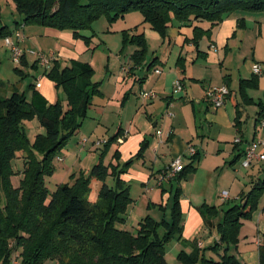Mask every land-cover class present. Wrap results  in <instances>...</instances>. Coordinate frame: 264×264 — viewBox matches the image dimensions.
Listing matches in <instances>:
<instances>
[{"label": "crops", "instance_id": "crops-1", "mask_svg": "<svg viewBox=\"0 0 264 264\" xmlns=\"http://www.w3.org/2000/svg\"><path fill=\"white\" fill-rule=\"evenodd\" d=\"M20 19L21 17L18 18ZM196 26L203 31L198 47L192 42ZM10 29L14 31V24ZM121 29L131 31L132 34L135 32ZM108 34L119 35V32H111L108 29ZM139 34H144L147 40L144 62H133L131 67H127L126 62L120 63L121 72L119 69L111 72L108 65L107 83L103 78L95 81L99 84L100 93L93 96L81 128L61 152L62 160L58 161L60 163L56 162L61 166L58 172L62 173L63 181L68 180L61 184L72 183L71 177L79 176L81 172L89 174L99 162L95 160L98 149L94 147L93 142H108L115 136L117 138L110 146L104 164L116 165L122 169L131 162L121 174V180L130 185V194L134 181L139 182L146 191L144 193L147 202L144 203L139 217L137 216L138 223L146 216H151L157 221H170L174 194L178 189L183 231L182 240L178 239L175 243L177 253L183 250L190 252L189 244L195 241L202 243V248L206 250L219 241L214 225L220 222L222 213L210 219L211 225L208 226L201 214L202 207H218L224 212L239 204L242 195L247 194L258 180L264 179V144L258 148L259 159L247 169L242 166L244 153L250 143L258 139L264 143V134L258 133L259 123L256 122L260 104L264 105V12L237 10L229 13L215 26L206 21L183 24L173 20L164 37L144 24ZM25 36L27 49L54 52L62 66L79 61L96 68L94 60L89 61L81 51L74 48L78 41L69 30L60 31L29 25L25 28ZM33 39H36L37 43L43 39H51L52 44L39 45ZM2 42L4 43V39ZM150 42L158 43L161 47L167 46L170 57L165 59L154 53L148 59ZM109 44L108 41L107 47L111 52L112 44ZM5 49L10 57L6 46ZM153 60L156 62L150 66ZM21 64V68L25 69L22 70L23 76L36 75L31 76L34 80L28 83V86L33 84L34 91L48 104H54L58 98H65L59 94L61 90L58 91L54 83L43 75L44 69L37 64L34 57L25 56ZM255 64L262 67L261 75L254 74ZM157 69L161 70V74L155 73ZM95 76L96 71L93 79ZM254 76L257 77L256 86L245 90V96L250 103H244L240 81L251 80ZM176 81H181L183 85V91L178 95L173 93ZM38 83H41L40 88H37ZM223 85L229 87L230 95L223 107L215 108L208 101L206 92L212 87ZM28 86L24 84L20 89L19 86L13 85L9 87V92L18 90L31 96L32 91L28 90ZM144 90L154 92L157 97L151 102L143 101L140 94ZM239 106L242 111L241 134L235 126ZM168 113L172 116H168ZM34 121L25 124L28 123L29 128L30 124H35L36 130L39 131L37 133H42L39 122ZM247 122L249 126L246 129ZM159 131L162 132L161 136L157 134ZM107 133L112 136L100 139ZM84 139H88L89 144L81 145ZM237 139H241V143L237 144ZM72 140L75 143H72ZM144 146V152L139 157ZM189 146H194L199 154L196 170L181 181L165 180L159 185L160 175L168 169L174 159L182 158L185 166L192 162L187 155ZM99 150L101 153L102 149ZM17 155L19 158L25 157L23 152ZM109 178L112 179L109 185L113 186L114 178ZM225 191L228 192L229 199L222 201L220 196ZM153 211L158 213L153 214ZM246 222H250L249 225L245 226ZM263 234L264 192L251 220L245 221L240 230L239 241L249 237L248 242L252 245L241 242L238 247L240 258L235 257L247 264H259ZM182 245L184 247H181ZM167 256L166 250V259ZM45 264L57 262L48 261Z\"/></svg>", "mask_w": 264, "mask_h": 264}, {"label": "trees", "instance_id": "trees-1", "mask_svg": "<svg viewBox=\"0 0 264 264\" xmlns=\"http://www.w3.org/2000/svg\"><path fill=\"white\" fill-rule=\"evenodd\" d=\"M21 19L14 22L15 28L37 25L60 31L69 30L74 39L84 40L89 45L90 37L83 31L105 17L110 23L137 12L142 14L143 24L164 37L173 20L183 24L208 22L219 24L229 13L240 11L264 12V0H13ZM0 38L12 34L10 27L2 25ZM202 28L194 30L195 47L202 37ZM124 43L132 42L137 50L131 59L142 63L147 53L144 34L123 32ZM23 61L22 63L24 62ZM156 61L153 60L152 66ZM23 75V71L16 69ZM94 69L86 63L72 61L62 66L54 61L45 76L62 90L64 99L54 104L48 102L30 84L26 92L14 90L8 97H0V264H12L18 252L20 264H168L166 248L173 239L182 240L180 190H175L170 221H157L151 216L143 218L136 233L120 226L126 223V213L133 203L130 187L121 180L122 169L116 165H105L104 158L117 137H112L101 146L99 162L91 172H81L71 177L72 183H64L50 192L46 178L55 173V159L65 149L70 139L77 134L94 95L100 93L99 84L93 82ZM25 78V76L23 77ZM257 77L240 81V92L244 103H250L245 90L256 86ZM240 107L237 109L236 128L241 134ZM264 118V105L260 104L257 124ZM37 120L43 129L34 140L28 137L25 122ZM142 147L139 157L144 152ZM19 152L25 157L23 178L19 187H14L13 162ZM199 154L190 157L192 162L184 167L175 181H181L196 170ZM117 159V157H116ZM109 177L114 185L107 184ZM101 186L98 200L91 202L89 196L93 181ZM264 192V179L258 180L251 190L242 195L240 203L226 211L204 205L201 214L206 225L210 219L222 213V219L214 225L219 241L209 249L224 254L216 261L205 254L199 242L190 243L192 252L181 251L180 264H245L228 251L237 246L241 227L251 220L259 198ZM208 218V219H207ZM209 220V221H208ZM260 245V263L264 264V234Z\"/></svg>", "mask_w": 264, "mask_h": 264}, {"label": "rangeland", "instance_id": "rangeland-1", "mask_svg": "<svg viewBox=\"0 0 264 264\" xmlns=\"http://www.w3.org/2000/svg\"><path fill=\"white\" fill-rule=\"evenodd\" d=\"M19 17L20 15L18 14L16 10V6L13 0H0V18L3 22L2 25L6 24L11 28L15 20H18ZM143 20L144 19L142 18V14L137 13V12L130 13L125 18H119V20H117L115 23H110L107 20V18L103 17L93 24L92 29L85 30L82 32L83 35L90 37L89 45L85 44L84 40L79 39L77 40L78 41L77 46H75L74 48L78 50L79 52L81 51L82 54L85 55L89 61L94 60V63L96 64L95 66L96 68L95 69L93 68V69L96 71V75H97L93 79L94 82L103 78V80L106 81L105 83H107V78H109L108 77L109 72L106 71V67L108 65H109L108 67L109 70L113 72V71H117L118 69L120 70V63L126 62L127 67L128 66L131 67L134 64L133 63L134 61L133 60L131 61V57L137 50V47L132 42L124 43V36H123L124 31H121L122 30L121 28H126V30L128 29L135 30L133 34L131 33V31H128L130 34V40H131L134 34L137 35L141 33V31L143 30V25H144L142 23ZM140 28H141V31H140ZM108 29L111 30V32H116V31L119 32V35H117L118 34L117 33V34H112L111 36H109L110 34H108ZM36 39H33V41L39 45H51L52 44L51 39H43L40 41V43H37ZM108 41L110 42V44H112L111 52L109 51V48L107 47ZM110 44L109 46H111ZM46 53H50V51ZM154 53L155 54L158 53L160 56H162L165 59L170 57V53L169 51H167V46L161 47L158 43L150 42L148 59L151 58ZM21 65L22 64L17 65L13 63L10 57H8L4 43L2 42V39L0 38V97H8L10 95L11 93V91L9 92L10 86L13 87V85H17L19 86L18 88L21 89L22 85L25 84V86H28V83H32V81L34 80L31 76H36V75H30V76H26L25 78H23L24 76L16 71L17 68L20 70H25L21 68ZM42 72H43V75H45L44 70H42ZM136 88L137 87H135V90ZM59 94L61 96H64L62 90L59 92ZM61 99H64V98L61 97ZM134 99L136 98L134 97ZM250 120H252V118H250L249 121ZM30 122H33V121H30ZM34 122L37 123V120H35ZM28 123L25 124V127L27 130L28 137L30 138L31 141H33L35 136L38 134L37 132L39 131L36 130L35 124H30V127L32 129L29 128ZM248 126H249V122H247L245 128L247 129ZM111 136H108V133H107L105 134L104 138H100V139L102 140L108 139ZM74 139L76 140V138ZM71 142L75 143L73 142V140ZM99 151L100 150H98V152ZM98 152L96 153L97 157H95L96 162L99 161L98 155L100 154V152L99 153ZM61 154L62 153H60L59 156L62 158ZM56 162L57 163H60V162L56 160L54 161L57 167V172L55 173V175L53 174L51 177L46 178V184L50 192H53L57 188V185L63 182H68V180L63 181L62 173L58 172L61 166L57 165ZM13 168L15 170V175L12 177V184L14 187H19L21 184L22 178H23V170H24L23 158H19L17 155L16 159L13 162ZM111 181L112 179L108 178L107 184H111ZM99 186H100V182L98 181H95L92 183V186H91L92 191L89 196V200L91 202H96L98 200ZM132 186L133 187L131 188V197L133 199V203L129 206V209L126 213V216H127L126 223H125L126 226L124 224L122 225V228H125L126 230L130 232L136 233L137 227L139 226V223H138L139 218L137 219V216L139 217V213L142 212L143 206L145 205L144 203L147 202V197L144 193L146 191H144V188H142L139 182H136V181L132 182ZM149 187L152 188V186H149ZM157 190L159 191V189ZM155 213H158V211H153V214ZM161 214L163 215V213ZM167 216H169L168 213H167ZM161 218L163 217L161 216ZM249 223L250 222H246L245 226L249 225ZM248 238L249 237L241 238L240 240L242 243H246L245 245H252L250 242H248ZM177 240L178 239L175 238L171 242H169V244L167 245V249H166L168 251L167 261L169 264H180L178 256L181 251L177 253L178 251L175 246L176 245L175 243L177 242ZM241 242L239 241L237 246H231L228 253L234 255L233 252L235 251L236 254L234 256H237L238 258L239 257L238 247L240 246ZM189 246L191 248L190 252H192L193 247L191 245ZM181 247H184V245H182ZM211 251L212 250L206 248L205 254L207 257L209 258L211 257L216 261L220 260L221 254H224L223 249L218 251L220 255L215 252L211 253ZM20 261L21 260L18 258V252H17L14 258L12 259V264H20ZM242 263H245V262H242Z\"/></svg>", "mask_w": 264, "mask_h": 264}, {"label": "built area", "instance_id": "built-area-1", "mask_svg": "<svg viewBox=\"0 0 264 264\" xmlns=\"http://www.w3.org/2000/svg\"><path fill=\"white\" fill-rule=\"evenodd\" d=\"M25 24H21L17 28L12 31V34L4 38V44L9 50L11 60L13 63L20 65L23 61V58L27 55H31L35 58L37 64L44 69V71H48L51 69L54 61L57 60V56L54 52L46 53L41 50L36 49H27L25 47L26 42V36H25ZM253 72L255 75H261L263 73L262 67L259 64H255L253 66ZM156 74H161V70H156ZM41 87V83L37 84V88ZM183 91V85L181 81H176L174 84V91L173 93L175 95L180 94ZM230 95V89L227 85H223L221 87H212L206 92V97L208 101L212 103V105L215 108H221L225 105L228 97ZM140 97L145 102H151L153 101L157 95L152 91H142L140 94ZM168 116H172L171 113H168ZM258 133L264 134V118L261 119L258 125ZM159 136H161L162 132L159 131L157 133ZM88 139L82 140L81 145L89 144ZM107 141H95L93 142L94 147L99 148L101 146H105ZM236 143H241V139H237ZM263 141L261 139H258L256 141H253L250 143L248 148L246 149L244 153V158L242 161L243 168L247 169L251 167L258 159V148L259 146L263 145ZM188 157H193L197 154V150L194 146H189L187 151ZM57 161H61V157L56 158ZM184 163L182 158L174 159L168 169L164 171L159 179V185H162V183L165 180H173L175 179L180 173L184 170ZM222 201H227L229 199L228 192H222L220 196ZM260 242V241H259ZM203 244L199 242V247L202 248Z\"/></svg>", "mask_w": 264, "mask_h": 264}]
</instances>
